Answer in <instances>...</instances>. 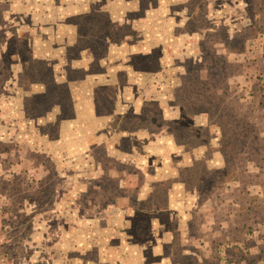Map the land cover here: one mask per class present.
I'll return each mask as SVG.
<instances>
[{"label":"rangeland","instance_id":"obj_1","mask_svg":"<svg viewBox=\"0 0 264 264\" xmlns=\"http://www.w3.org/2000/svg\"><path fill=\"white\" fill-rule=\"evenodd\" d=\"M0 264H264V0H0Z\"/></svg>","mask_w":264,"mask_h":264},{"label":"crops","instance_id":"obj_2","mask_svg":"<svg viewBox=\"0 0 264 264\" xmlns=\"http://www.w3.org/2000/svg\"><path fill=\"white\" fill-rule=\"evenodd\" d=\"M117 75H118V74H117ZM117 83H118V82H116L115 84H117ZM115 84H114V85H115ZM90 113H91V114H93V112H92V111H91ZM94 114H95V112H94Z\"/></svg>","mask_w":264,"mask_h":264}]
</instances>
